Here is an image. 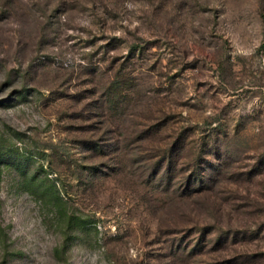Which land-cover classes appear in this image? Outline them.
<instances>
[{
	"label": "rangeland",
	"instance_id": "374dc122",
	"mask_svg": "<svg viewBox=\"0 0 264 264\" xmlns=\"http://www.w3.org/2000/svg\"><path fill=\"white\" fill-rule=\"evenodd\" d=\"M0 264H264V0H0Z\"/></svg>",
	"mask_w": 264,
	"mask_h": 264
}]
</instances>
